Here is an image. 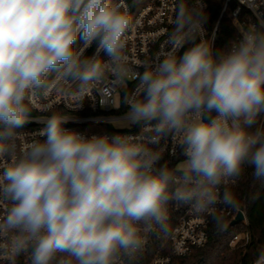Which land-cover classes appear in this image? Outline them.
Returning <instances> with one entry per match:
<instances>
[{
	"label": "clouds",
	"instance_id": "9594fccd",
	"mask_svg": "<svg viewBox=\"0 0 264 264\" xmlns=\"http://www.w3.org/2000/svg\"><path fill=\"white\" fill-rule=\"evenodd\" d=\"M202 7L177 0L174 49L202 29ZM131 25L125 0H0V159H12L0 170V199L10 202L0 234L11 257L118 264L141 249L143 234L164 225L170 203L222 228L216 205L234 207L236 196L218 187L248 167L264 181V19L224 48L193 43L137 76L141 96L125 119L151 126L153 144L180 137L179 168L158 167L161 153L131 135L88 134L66 127L74 121L59 114L44 121L42 142L16 156L19 130L34 122L30 95L53 80L81 90L109 73L124 81ZM93 44L96 53L85 55ZM253 264H264V252Z\"/></svg>",
	"mask_w": 264,
	"mask_h": 264
},
{
	"label": "built area",
	"instance_id": "2783aa9c",
	"mask_svg": "<svg viewBox=\"0 0 264 264\" xmlns=\"http://www.w3.org/2000/svg\"><path fill=\"white\" fill-rule=\"evenodd\" d=\"M231 2H235L234 7L231 6ZM176 3L177 0H147L143 6L133 11L128 0H125L132 18V25L126 33L127 43L124 52L129 75L120 83L109 73L100 82L93 83L83 90L78 84L53 80L47 89L30 95L27 103L30 106V117L34 122L28 123L24 129L19 130L16 139V156L19 157L31 144L42 142L45 138L42 134L44 121L53 114H59L74 121L66 127L88 134L107 132L131 135L138 142L145 143L161 153L158 167L167 166L177 169L185 160L180 137L175 135L161 137L158 144H153L150 142L154 135L151 126L132 125L125 119L129 102L141 96L137 76L170 53L174 52L179 56L184 46H192L197 40L207 41L214 50H217L218 29L225 15L231 18L237 30V35L232 41L237 40L243 32L258 27L259 20L264 19V0H244V2L224 0L212 28L208 26L207 20L208 1L188 0L190 7L203 6L205 21L202 29L194 34L193 38L186 39L182 47L174 49L170 41ZM76 46L82 47L83 41L78 38ZM95 53L96 45L93 44L84 54L91 56ZM99 56L108 59L103 51ZM11 163L10 158L0 159V170ZM240 181L239 176L234 182L218 187L220 193L226 189L235 193V206L225 207L218 203L215 209L219 217L233 219L239 211L244 214L240 223L246 225V230L234 235L230 242L232 247L247 246L251 242L244 198L239 204L236 195ZM9 207V201L0 199V222L6 218ZM212 221L211 216L197 214L187 204L172 202L164 225L143 234L144 243L141 249L130 259L122 257L118 264H172L175 258L189 256L206 245ZM7 239V236L0 234V264H31L29 253L14 258L6 254ZM61 259L62 257L58 256L52 264H60Z\"/></svg>",
	"mask_w": 264,
	"mask_h": 264
},
{
	"label": "trees",
	"instance_id": "16d2710c",
	"mask_svg": "<svg viewBox=\"0 0 264 264\" xmlns=\"http://www.w3.org/2000/svg\"><path fill=\"white\" fill-rule=\"evenodd\" d=\"M208 26L212 28L219 16L224 0H207ZM133 11L143 6L147 0H128ZM235 6V2H231ZM214 9V11H213ZM237 35L231 18L225 15L219 25L217 50L224 48ZM259 123L264 124V118ZM248 167L240 175L241 181L236 195L239 204L246 205L247 218L251 233V242L247 246L232 247L230 242L234 235L246 230V225L238 223L230 228L231 217L221 216L222 228H217L212 221L206 245L185 257H177L172 264H252L261 252H264V181H257Z\"/></svg>",
	"mask_w": 264,
	"mask_h": 264
},
{
	"label": "water",
	"instance_id": "95a60500",
	"mask_svg": "<svg viewBox=\"0 0 264 264\" xmlns=\"http://www.w3.org/2000/svg\"><path fill=\"white\" fill-rule=\"evenodd\" d=\"M213 11H214V9H213ZM199 42H200V41L197 40L195 43H199ZM188 47H191V46H184V47L182 48V50H181V52H180L179 55H181L182 52H183L186 48H188ZM214 114H215V113H213V115H214ZM243 218H244V214H243V212H242V211H239L238 214L236 215V217H234V218L230 221V223H229V225H228V228H230V227H232V226H234V225L240 223V222L243 220Z\"/></svg>",
	"mask_w": 264,
	"mask_h": 264
},
{
	"label": "rangeland",
	"instance_id": "374dc122",
	"mask_svg": "<svg viewBox=\"0 0 264 264\" xmlns=\"http://www.w3.org/2000/svg\"><path fill=\"white\" fill-rule=\"evenodd\" d=\"M181 165H182V164H181ZM181 165H180V166H181ZM180 166H179V167H180ZM179 167H178V168H179Z\"/></svg>",
	"mask_w": 264,
	"mask_h": 264
}]
</instances>
